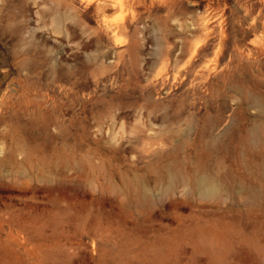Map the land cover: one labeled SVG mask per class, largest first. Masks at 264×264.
Returning <instances> with one entry per match:
<instances>
[{
  "label": "rangeland",
  "instance_id": "rangeland-1",
  "mask_svg": "<svg viewBox=\"0 0 264 264\" xmlns=\"http://www.w3.org/2000/svg\"><path fill=\"white\" fill-rule=\"evenodd\" d=\"M6 76L0 264H264V0H0Z\"/></svg>",
  "mask_w": 264,
  "mask_h": 264
},
{
  "label": "bare ground",
  "instance_id": "bare-ground-1",
  "mask_svg": "<svg viewBox=\"0 0 264 264\" xmlns=\"http://www.w3.org/2000/svg\"><path fill=\"white\" fill-rule=\"evenodd\" d=\"M75 10V9H74ZM57 74H59V71L57 70L56 72ZM11 74L10 71H8V75ZM7 75V76H8ZM7 76L4 77V79L0 82V90L2 88V86H4V83H5V80H7ZM6 89V88H5ZM6 90H4L5 92ZM2 93V99H5L7 97V93ZM94 106L97 107V110L95 113L99 114V115H107L105 113H108L110 114V112L117 107V103L114 101L113 98H103V97H98V98H95L94 101ZM202 185L204 186V188L207 190V191H212V190H216L217 189V185L212 181V178H204L202 180Z\"/></svg>",
  "mask_w": 264,
  "mask_h": 264
}]
</instances>
